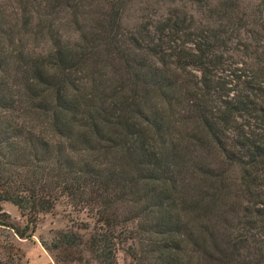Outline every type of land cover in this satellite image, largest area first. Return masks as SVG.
<instances>
[{
    "label": "trees",
    "instance_id": "16d2710c",
    "mask_svg": "<svg viewBox=\"0 0 264 264\" xmlns=\"http://www.w3.org/2000/svg\"><path fill=\"white\" fill-rule=\"evenodd\" d=\"M14 1L0 228L63 206L48 249L96 264H264V0Z\"/></svg>",
    "mask_w": 264,
    "mask_h": 264
},
{
    "label": "rangeland",
    "instance_id": "374dc122",
    "mask_svg": "<svg viewBox=\"0 0 264 264\" xmlns=\"http://www.w3.org/2000/svg\"><path fill=\"white\" fill-rule=\"evenodd\" d=\"M0 3L9 9L16 7L14 0H0ZM3 208L12 223L23 226L24 220L14 206L4 204ZM65 213L64 207L59 206L53 213L41 216L30 239H19L11 230L0 228V264H96L90 254L83 251V246L62 245L58 249H48L58 232L70 229ZM78 234L86 240L82 231ZM117 258L118 264H131L129 257L122 252Z\"/></svg>",
    "mask_w": 264,
    "mask_h": 264
}]
</instances>
